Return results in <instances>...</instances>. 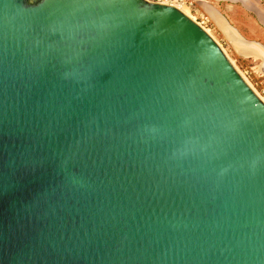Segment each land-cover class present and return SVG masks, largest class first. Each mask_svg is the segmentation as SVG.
Returning <instances> with one entry per match:
<instances>
[{
  "label": "water",
  "instance_id": "obj_1",
  "mask_svg": "<svg viewBox=\"0 0 264 264\" xmlns=\"http://www.w3.org/2000/svg\"><path fill=\"white\" fill-rule=\"evenodd\" d=\"M0 264H264V100L181 8L0 0Z\"/></svg>",
  "mask_w": 264,
  "mask_h": 264
},
{
  "label": "rangeland",
  "instance_id": "obj_2",
  "mask_svg": "<svg viewBox=\"0 0 264 264\" xmlns=\"http://www.w3.org/2000/svg\"><path fill=\"white\" fill-rule=\"evenodd\" d=\"M233 11L234 12L231 13L233 21L237 26L245 29L248 34L240 35L249 41H255L264 48V35H261L262 30L258 27V24L254 22V19L246 17L242 10ZM210 28L214 38L224 48L238 70L264 100V58L248 50L238 49L230 40L226 41L221 35H218L214 26Z\"/></svg>",
  "mask_w": 264,
  "mask_h": 264
},
{
  "label": "crops",
  "instance_id": "obj_3",
  "mask_svg": "<svg viewBox=\"0 0 264 264\" xmlns=\"http://www.w3.org/2000/svg\"><path fill=\"white\" fill-rule=\"evenodd\" d=\"M233 10H242L246 17L254 19V22L262 30L261 35H264V9L255 0H208L207 4L203 3L200 5V11H204L209 16L218 35H221L226 41H229L227 32L220 27L225 22L241 35H248L245 29L237 26L233 21L231 15L234 12Z\"/></svg>",
  "mask_w": 264,
  "mask_h": 264
},
{
  "label": "built area",
  "instance_id": "obj_4",
  "mask_svg": "<svg viewBox=\"0 0 264 264\" xmlns=\"http://www.w3.org/2000/svg\"><path fill=\"white\" fill-rule=\"evenodd\" d=\"M151 2H159L164 3L168 5H173L181 8H186L189 10L191 15L194 16L193 19H195L200 25H202L204 28H208L211 30L210 27H213L211 19L205 12L200 11V5L205 3H208V0H148ZM259 6H261L264 9V0H255Z\"/></svg>",
  "mask_w": 264,
  "mask_h": 264
},
{
  "label": "bare ground",
  "instance_id": "obj_5",
  "mask_svg": "<svg viewBox=\"0 0 264 264\" xmlns=\"http://www.w3.org/2000/svg\"><path fill=\"white\" fill-rule=\"evenodd\" d=\"M183 11L185 13H187L188 15H190L192 18H194V16L191 15V13L189 12L188 9L183 8ZM224 28H229V30L231 31L232 34L228 35V37L230 38L232 44L235 47H237L238 49L248 50L250 52L256 53V54L261 55L262 57H264V48L261 45H259L256 42H250V41L248 42V41L244 40V37H242L240 35V33H238L237 30H235L234 28H232L229 25H224ZM205 29L212 35L211 31L208 28H205ZM251 56H254V55H251Z\"/></svg>",
  "mask_w": 264,
  "mask_h": 264
}]
</instances>
